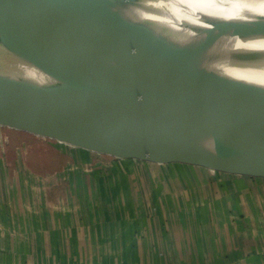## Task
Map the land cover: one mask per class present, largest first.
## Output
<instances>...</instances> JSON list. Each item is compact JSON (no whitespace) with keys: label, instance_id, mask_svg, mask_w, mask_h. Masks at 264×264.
<instances>
[{"label":"water","instance_id":"95a60500","mask_svg":"<svg viewBox=\"0 0 264 264\" xmlns=\"http://www.w3.org/2000/svg\"><path fill=\"white\" fill-rule=\"evenodd\" d=\"M117 49L76 28L29 22L0 0V125L122 159L264 178L262 127L174 105L205 100L221 64L264 52V20L170 66Z\"/></svg>","mask_w":264,"mask_h":264},{"label":"crops","instance_id":"0c3cea01","mask_svg":"<svg viewBox=\"0 0 264 264\" xmlns=\"http://www.w3.org/2000/svg\"><path fill=\"white\" fill-rule=\"evenodd\" d=\"M87 158L40 183L0 156V264H264V178Z\"/></svg>","mask_w":264,"mask_h":264},{"label":"bare ground","instance_id":"6f19581e","mask_svg":"<svg viewBox=\"0 0 264 264\" xmlns=\"http://www.w3.org/2000/svg\"><path fill=\"white\" fill-rule=\"evenodd\" d=\"M2 1L29 22L68 26L112 40L123 58L159 66L187 62L194 49L232 38L264 20V0H31L28 5ZM167 42L191 49L160 47ZM211 83L205 100L176 103L175 108L264 129V52L221 64Z\"/></svg>","mask_w":264,"mask_h":264},{"label":"rangeland","instance_id":"374dc122","mask_svg":"<svg viewBox=\"0 0 264 264\" xmlns=\"http://www.w3.org/2000/svg\"><path fill=\"white\" fill-rule=\"evenodd\" d=\"M128 2L130 1L128 0ZM222 14L229 15L227 12H222ZM91 153L96 152L0 125V156L9 160L7 164L10 163L11 166H14L17 173L26 171L30 176L34 175L33 179L40 183L43 176L54 175L57 170L65 169L67 171L71 167L78 166H88L89 168L92 163L87 161L89 159L87 155ZM83 184L84 180L82 179L79 181V185L83 186ZM68 187V182L62 181L51 191L50 196L57 197L61 193L63 194ZM53 225L49 220V225L39 226L36 230L43 232L45 228L49 230L56 228ZM66 248L71 247L66 245Z\"/></svg>","mask_w":264,"mask_h":264},{"label":"clouds","instance_id":"9594fccd","mask_svg":"<svg viewBox=\"0 0 264 264\" xmlns=\"http://www.w3.org/2000/svg\"><path fill=\"white\" fill-rule=\"evenodd\" d=\"M213 143V141L211 139L205 141L204 143V147L207 149L209 147V144Z\"/></svg>","mask_w":264,"mask_h":264}]
</instances>
